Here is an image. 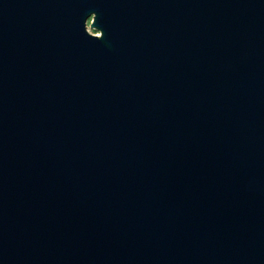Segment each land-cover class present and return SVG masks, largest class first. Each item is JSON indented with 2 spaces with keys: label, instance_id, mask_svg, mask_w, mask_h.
Returning a JSON list of instances; mask_svg holds the SVG:
<instances>
[{
  "label": "water",
  "instance_id": "water-1",
  "mask_svg": "<svg viewBox=\"0 0 264 264\" xmlns=\"http://www.w3.org/2000/svg\"><path fill=\"white\" fill-rule=\"evenodd\" d=\"M0 264H264V0H0Z\"/></svg>",
  "mask_w": 264,
  "mask_h": 264
},
{
  "label": "rangeland",
  "instance_id": "rangeland-1",
  "mask_svg": "<svg viewBox=\"0 0 264 264\" xmlns=\"http://www.w3.org/2000/svg\"><path fill=\"white\" fill-rule=\"evenodd\" d=\"M89 21H90V19H88V21H87V26H89ZM88 29L92 33H98L95 29H92V28H88Z\"/></svg>",
  "mask_w": 264,
  "mask_h": 264
}]
</instances>
